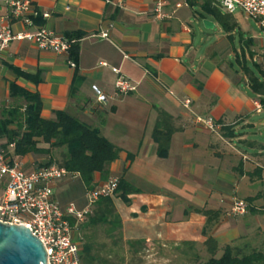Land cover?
Segmentation results:
<instances>
[{
    "label": "crops",
    "instance_id": "0c3cea01",
    "mask_svg": "<svg viewBox=\"0 0 264 264\" xmlns=\"http://www.w3.org/2000/svg\"><path fill=\"white\" fill-rule=\"evenodd\" d=\"M31 1L49 17L40 16L30 28L15 23L13 30L44 27L65 36L80 34L79 60L71 67L67 55L12 41L0 62V116L10 107V84L15 83L39 95L42 118L54 120L57 112L67 111L115 145L119 155L108 180L95 173L94 184L122 177L139 190L129 196V204L119 198L114 204L122 240L141 242L146 254L164 251L177 263L198 264L210 257L204 245L209 236L218 242L217 257L230 244L264 252V143L257 141L260 134L264 139V107L236 59L243 49L249 64L258 63L256 40L264 47L263 39L243 36L253 44L248 48L239 40L237 50V32H225L208 45L201 0H167L162 19L155 17V0H113L123 7L106 0ZM104 31L108 39L99 37ZM227 40L233 54L225 52ZM119 76L132 81L136 91L117 94ZM185 99L191 101L189 108L183 106ZM160 112L174 130L167 158L158 156L153 139ZM197 117L212 118L215 130ZM50 158L53 153L17 157L27 172ZM88 192L79 176L67 178L54 186V200L82 210ZM250 198L245 216L231 214L235 199ZM196 209L220 213L206 234V217Z\"/></svg>",
    "mask_w": 264,
    "mask_h": 264
},
{
    "label": "trees",
    "instance_id": "16d2710c",
    "mask_svg": "<svg viewBox=\"0 0 264 264\" xmlns=\"http://www.w3.org/2000/svg\"><path fill=\"white\" fill-rule=\"evenodd\" d=\"M185 1L191 3L193 0ZM201 3L200 17L202 20L207 19L206 16H211L230 36L235 32L239 33L240 40L244 41L245 46L249 48L253 44L252 39H243L244 34L234 15L224 13L213 0H201ZM66 36L73 41L70 60L75 63L76 67L80 54L79 41L82 36L74 33ZM249 56L253 59L254 53L249 51ZM236 59L248 76L251 90L261 97L260 104L264 107V69L262 65L259 62L249 64L243 49L242 54L237 55ZM14 72L19 77L35 81L30 74L17 69H14ZM9 96L13 104L4 109L0 116V142L4 141L0 147L8 150L10 156L13 158L29 154L51 156L55 150L65 149V152L61 153L62 159L58 164L70 173L78 174L87 190L90 191L95 187V173H100L103 180H108L109 167L117 160L119 149L104 138L98 129L81 122L67 111L57 112L54 120L42 118V103L39 95L15 83L10 84ZM165 119L166 115L160 112L153 131V139L158 145L160 158L168 157L170 140L174 132L172 128L166 126ZM12 144L14 148L11 150L9 147ZM54 162L53 158H50L38 167ZM138 192L139 190L124 178H118L114 196L100 197L95 203L92 213L87 217L88 226L104 227L108 236L114 238V244L117 245V241L122 240V223L116 211L114 198H119L125 204H129V196ZM252 201L251 198L247 199L248 207ZM195 211L206 217L204 234L220 217L217 211L205 209ZM127 245L134 253H138L143 247V244L138 241H128ZM204 245L210 257L198 264H264V252L261 250L230 244L226 245L222 255L217 257L216 252L219 245L213 237L209 236ZM80 256L82 264H110L94 252L93 242L84 245Z\"/></svg>",
    "mask_w": 264,
    "mask_h": 264
},
{
    "label": "built area",
    "instance_id": "2783aa9c",
    "mask_svg": "<svg viewBox=\"0 0 264 264\" xmlns=\"http://www.w3.org/2000/svg\"><path fill=\"white\" fill-rule=\"evenodd\" d=\"M219 8L228 14L234 15L237 10L247 18L253 19L262 34L264 41V0H213ZM108 4H117L123 7L121 1L106 0ZM167 0H155L154 14L156 18L165 17L164 7ZM5 13L0 15V62L5 51L14 40H25L35 44L41 50L64 54L70 58L73 41L67 36L57 34L47 28L40 27L34 31L25 30L16 33L13 30L15 23L25 27H33L34 20L48 14L40 15L31 0H0ZM179 7V5H178ZM108 39L107 31L99 35ZM264 69V52L259 60ZM71 67L75 63L69 60ZM116 74L118 68H113ZM116 93L126 95L136 91L132 81L119 76L115 83ZM105 101L104 96L99 97ZM185 108H189L191 101L185 99ZM197 122L208 130H215V123L210 117H197ZM14 144L9 149H13ZM8 150L0 147V222L10 225H23L36 236L43 244L47 254V264H82L80 245L75 239V233L86 222L92 213L93 207L100 197H113L117 188V179L88 192V206L82 210L71 203L63 207L54 200V186L67 178H76V173H70L58 163L38 167L27 172L17 158L10 156ZM248 213V204L241 199H235L231 214L235 217L245 216Z\"/></svg>",
    "mask_w": 264,
    "mask_h": 264
},
{
    "label": "rangeland",
    "instance_id": "374dc122",
    "mask_svg": "<svg viewBox=\"0 0 264 264\" xmlns=\"http://www.w3.org/2000/svg\"><path fill=\"white\" fill-rule=\"evenodd\" d=\"M234 17L239 22L240 30L246 37H255L262 39L261 31L256 26L253 19H246L240 10H237L234 14ZM206 20L215 25L213 29H205V32L208 34V45L213 44L215 39L218 36H223L225 32L217 23V21L211 16H206ZM204 26V21L201 23ZM205 27V26H204ZM236 33L234 35V48L239 50L240 48V37ZM199 37V35H197ZM264 42V41H263ZM261 41L256 40V48L255 51L258 54L257 60L259 61L262 56V51L264 52V47H262ZM225 52L227 54H233V47L230 45L227 40ZM234 58V56H232ZM12 101L10 105H12ZM258 142L264 143V139L262 134L257 138ZM4 142V141H2ZM0 142V144L2 143ZM65 152V149H58L53 152V158L55 163H60L62 156L61 153ZM2 193V186L0 182V195ZM75 239L80 245V251L83 250V247L88 242H93L94 252L99 255L102 260H107L110 264H181L177 263V258H175L172 253H167L164 251H156L157 254L150 256V254H146L144 251V246L139 250L138 253H134L132 249L127 245L123 240L117 241V245L114 244V238L108 236L105 231V228L102 226L98 227H90L88 226L87 220L83 223L80 228L75 233ZM207 259H203L205 261ZM183 264H186L183 262Z\"/></svg>",
    "mask_w": 264,
    "mask_h": 264
},
{
    "label": "water",
    "instance_id": "95a60500",
    "mask_svg": "<svg viewBox=\"0 0 264 264\" xmlns=\"http://www.w3.org/2000/svg\"><path fill=\"white\" fill-rule=\"evenodd\" d=\"M206 29L215 25L204 21ZM0 264H47L42 242L23 225L0 222Z\"/></svg>",
    "mask_w": 264,
    "mask_h": 264
}]
</instances>
